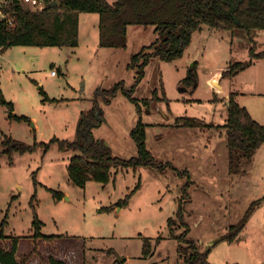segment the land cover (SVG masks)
Returning a JSON list of instances; mask_svg holds the SVG:
<instances>
[{"label": "rangeland", "instance_id": "374dc122", "mask_svg": "<svg viewBox=\"0 0 264 264\" xmlns=\"http://www.w3.org/2000/svg\"><path fill=\"white\" fill-rule=\"evenodd\" d=\"M81 15L77 47L19 45L0 55L5 98L14 103L15 114L31 118L30 122L11 119L7 107L0 105V151L9 136L30 145L53 137L78 139L83 112L97 100L103 114L96 121L98 126L92 127L93 137L104 140L115 156L131 158L138 152L131 132L142 121L147 124L146 145L155 158L154 167L113 170L108 183L90 180L80 187L67 170L72 153L56 144L47 152L38 147L12 157L1 154L0 205L8 223L0 247L12 249L17 237L19 259L36 258L40 263L53 256L67 264H188L168 226L170 219H177L182 204L188 237L199 250L208 247L212 264H264V145L242 173L232 174L225 128L174 126L175 118L182 115L225 123L224 98L231 78L221 74L230 63L249 59L251 47L256 52L264 50L263 33L255 32L253 42L247 35L233 36L206 26L193 33L181 57L173 61L152 58L136 87L138 68L129 64L133 55L155 41L154 28L131 26L125 48H104L99 45V15ZM192 68L198 86L192 94L181 93L180 85ZM251 77L254 74L238 79ZM259 79L264 84V73ZM161 80L170 109L162 99ZM120 81L126 89L136 87L132 96L140 107L121 93L105 102L102 90ZM45 93L54 100L46 101ZM263 97L254 101V114L260 120H264ZM143 99L150 103L146 105ZM87 120L83 117V122ZM52 190L62 192L63 198L56 199ZM130 194L128 204L117 205ZM257 199L262 202L238 237L232 242L219 240ZM35 213L43 223L42 233L52 238L35 237ZM182 231L184 227L176 228L175 233ZM159 237L163 238L158 241ZM145 239L151 242L148 255L143 253ZM117 253L126 260L119 262Z\"/></svg>", "mask_w": 264, "mask_h": 264}, {"label": "trees", "instance_id": "16d2710c", "mask_svg": "<svg viewBox=\"0 0 264 264\" xmlns=\"http://www.w3.org/2000/svg\"><path fill=\"white\" fill-rule=\"evenodd\" d=\"M4 12L13 19V22L0 20V55L6 49L19 45L77 47L80 13H97L99 15V45L104 48H125L131 26L153 27L154 33L157 35L155 41L133 55L129 64L132 68H138L136 87L144 76L145 67L152 58L173 61L181 57L190 44L193 33L205 26L213 30L229 31L233 36L247 35L253 42L252 37L255 32H261L264 36V0H116L113 3L108 0H46L44 8H32L25 6L21 0H11L4 7ZM257 59H264V50L256 52L253 46L249 52V59L230 63L222 72V78H232L251 67ZM161 84L164 94L162 99L167 102L169 108L170 100L166 95L163 80H161ZM123 85L124 81H120L111 88L102 90L101 95L105 102L110 103L115 96L121 93L140 107L138 99L132 96L136 87L126 89ZM197 86V72L195 68H192L189 75L183 79L180 92L192 94ZM153 94H157V89ZM45 100L52 101L54 99L45 93ZM158 100L160 99L158 98ZM213 100L215 101V98ZM143 102L147 105L150 100L143 99ZM0 105L7 107L9 118L17 121H31V118L26 115L15 114L14 103L5 98L1 82V65ZM100 109L96 100L92 109L83 112L85 115L83 117L98 126L96 121L99 122L103 114ZM83 117L80 121L81 127ZM175 119L177 123L174 126L178 128L183 126L225 128L228 167L229 173L232 174L242 173L244 166L252 162L257 150L264 145V125L257 122L248 109L237 102L234 94H230L227 101V118L223 125L206 123L203 119L188 115L177 116ZM146 128L147 124L139 121L132 130L131 136L137 143L138 152L131 158L115 156L104 140L94 137L86 138L84 135L76 140L53 137L49 142L35 141L33 145L9 136L5 137L1 144L0 155L8 154L12 157L15 152L24 154L33 152L38 147L47 152L52 145L56 144L61 151L72 153L69 157L67 170L74 184L85 187L90 180L106 184L110 181L113 170L118 172V169L129 167H154L155 158L146 145ZM185 186L184 193L188 188L187 184ZM52 192L56 199L61 200L64 196L62 192L55 190ZM130 196L131 194L120 200L117 205L128 204ZM261 202L262 199L253 201L240 221L231 225L229 231L219 240L234 241ZM182 207L181 204L178 208L177 219L168 221L171 236L179 243V254L184 256V260L188 264H212L208 260L209 250L204 252L199 250L196 242L188 237L190 228L185 220ZM7 217L8 214L2 215L0 205V241L6 238L4 230L8 223ZM33 226L35 237L46 240L52 238V236L42 233L43 223L36 213ZM181 227H184V231L176 234V228ZM162 238L159 237L158 241ZM17 242L16 237L15 245L10 250L0 247V264H28L26 262H29V257L20 260L17 256ZM143 253L151 254L150 239H145ZM46 264H67V262L49 256Z\"/></svg>", "mask_w": 264, "mask_h": 264}, {"label": "crops", "instance_id": "0c3cea01", "mask_svg": "<svg viewBox=\"0 0 264 264\" xmlns=\"http://www.w3.org/2000/svg\"><path fill=\"white\" fill-rule=\"evenodd\" d=\"M81 14H83V13H80V15H79V44H78V46L81 43L80 42V26L82 24V18H81L82 15ZM95 23L96 24H94V25H96V27H97L98 23L97 22H95ZM201 30H203V29H201ZM257 67H258V69L256 70ZM253 70H255V71H253ZM263 73H264V59H257L251 67L247 68L246 70L239 72L238 74L234 75L231 78L230 86H229L230 89H229V92L225 93L224 99L226 100V104H227V101L229 99L230 94H234L237 102L241 106L246 107L248 109V111L250 112L251 116L257 122L264 125V120H260V118H258L256 116V114H254V112H256V108H257L256 104L254 103L255 99L264 96V84H261L260 79H259ZM244 74H254V77H251L249 79H238V78H241L242 76H244ZM236 80H238L237 84L234 83V82H236ZM232 84H234V85H232ZM219 86H220V88L219 87L218 88L221 89L222 83ZM167 97H168V95H167ZM215 102L217 103L220 101H215ZM28 264H46V263H40L39 260H37L36 258L35 259L33 258L32 261L30 259Z\"/></svg>", "mask_w": 264, "mask_h": 264}, {"label": "built area", "instance_id": "2783aa9c", "mask_svg": "<svg viewBox=\"0 0 264 264\" xmlns=\"http://www.w3.org/2000/svg\"><path fill=\"white\" fill-rule=\"evenodd\" d=\"M11 0H0V20H7L9 23L13 22V19L4 12V7L7 6ZM22 3H29L33 8H44L46 0H21ZM53 75H56L55 70L52 71Z\"/></svg>", "mask_w": 264, "mask_h": 264}, {"label": "water", "instance_id": "95a60500", "mask_svg": "<svg viewBox=\"0 0 264 264\" xmlns=\"http://www.w3.org/2000/svg\"><path fill=\"white\" fill-rule=\"evenodd\" d=\"M92 127H96V126L93 123H91L90 120H87V121L83 122V126L82 127L80 126V132H81L80 136L84 135L86 138L93 137V135L91 134ZM214 243H216V241L212 242L211 245H214ZM207 250H208V247H207ZM117 258H118L119 262H122V261L126 260V257L121 256L118 253H117Z\"/></svg>", "mask_w": 264, "mask_h": 264}]
</instances>
